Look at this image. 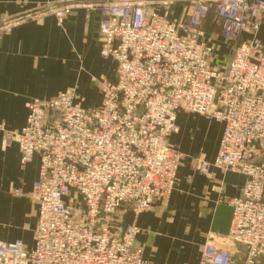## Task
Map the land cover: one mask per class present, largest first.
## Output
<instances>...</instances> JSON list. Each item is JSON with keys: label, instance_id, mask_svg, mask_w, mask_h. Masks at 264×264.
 Here are the masks:
<instances>
[{"label": "built area", "instance_id": "built-area-1", "mask_svg": "<svg viewBox=\"0 0 264 264\" xmlns=\"http://www.w3.org/2000/svg\"><path fill=\"white\" fill-rule=\"evenodd\" d=\"M76 8L100 12L101 55L117 61L116 80L93 77L102 95L93 108L75 89L34 97L26 125L5 130L22 167L40 155L28 193L39 217L33 248L0 240V264H151L138 224L118 232L112 215L170 200L184 158L169 141L180 111L224 123L200 173L246 176L241 195L220 198L232 207L229 233L204 245L200 263L264 264V0H66L2 18L0 44L27 19L62 21Z\"/></svg>", "mask_w": 264, "mask_h": 264}, {"label": "crops", "instance_id": "crops-1", "mask_svg": "<svg viewBox=\"0 0 264 264\" xmlns=\"http://www.w3.org/2000/svg\"><path fill=\"white\" fill-rule=\"evenodd\" d=\"M66 0H0V20ZM182 14L180 6L175 15ZM100 12L72 10L64 20L51 12L25 20L5 35L0 44V210L10 209L13 217L0 212V240H22L34 231L39 205L28 193L39 176L40 155L25 167L20 164L17 142L7 144L5 130H21L27 122L26 102L34 97L50 98L60 91L75 89L87 108L97 107L102 95L93 77L116 80L117 61L101 55ZM264 39V27L261 31ZM221 40V39H220ZM109 57V56H108ZM80 61H83L81 65ZM81 68L90 76L99 99L88 104V84L81 80ZM180 131L169 141L183 154L179 182L168 202L157 201L151 209L135 215L125 212V222L116 223L120 232L131 223L141 228L136 246L151 264H201L204 245L225 240L229 233L232 207L222 196L241 195L246 176L210 167L209 175L197 170L202 159L214 162L224 123L203 115L180 111ZM2 126L5 128L3 129ZM16 190H19L17 193ZM237 252L244 251L238 246Z\"/></svg>", "mask_w": 264, "mask_h": 264}, {"label": "rangeland", "instance_id": "rangeland-1", "mask_svg": "<svg viewBox=\"0 0 264 264\" xmlns=\"http://www.w3.org/2000/svg\"><path fill=\"white\" fill-rule=\"evenodd\" d=\"M222 54H223V62L219 63V65H223V67H225L227 65V62L229 61L230 59V52L229 50H227L225 48L224 51H222ZM103 58H111V57H103ZM81 65H83V61H80ZM80 77H81V80H84V84L86 86V84H88L89 88L90 89H87V91L89 92L88 94V104L92 103V101H94V99H99V92L96 90L95 87H93V85L91 84V79H90V76L87 77L86 73H85V70L83 68H81V72H80ZM127 209H129L127 206L125 207H122L120 208L118 211H116L112 217L114 218V222H116L117 224L119 223H124L125 222V214L123 212H125ZM1 213H3L5 216H8L9 218H12L13 217V214H12V211L10 209H8L7 211L2 208L0 210ZM33 240H34V237H33V231H29L26 236H25V241L26 243H29L30 247L33 245Z\"/></svg>", "mask_w": 264, "mask_h": 264}, {"label": "trees", "instance_id": "trees-1", "mask_svg": "<svg viewBox=\"0 0 264 264\" xmlns=\"http://www.w3.org/2000/svg\"><path fill=\"white\" fill-rule=\"evenodd\" d=\"M225 49H223L222 51H224Z\"/></svg>", "mask_w": 264, "mask_h": 264}]
</instances>
